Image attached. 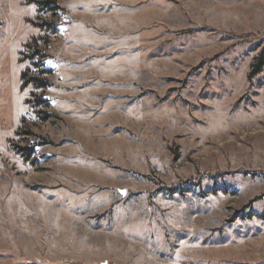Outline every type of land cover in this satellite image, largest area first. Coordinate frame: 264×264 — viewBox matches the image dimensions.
Instances as JSON below:
<instances>
[{
  "label": "rangeland",
  "instance_id": "rangeland-1",
  "mask_svg": "<svg viewBox=\"0 0 264 264\" xmlns=\"http://www.w3.org/2000/svg\"><path fill=\"white\" fill-rule=\"evenodd\" d=\"M54 1L0 0V264H264V0Z\"/></svg>",
  "mask_w": 264,
  "mask_h": 264
},
{
  "label": "trees",
  "instance_id": "trees-1",
  "mask_svg": "<svg viewBox=\"0 0 264 264\" xmlns=\"http://www.w3.org/2000/svg\"><path fill=\"white\" fill-rule=\"evenodd\" d=\"M42 5H46L51 11H57L59 6H57L54 0H41ZM43 85V84H42Z\"/></svg>",
  "mask_w": 264,
  "mask_h": 264
},
{
  "label": "water",
  "instance_id": "water-1",
  "mask_svg": "<svg viewBox=\"0 0 264 264\" xmlns=\"http://www.w3.org/2000/svg\"><path fill=\"white\" fill-rule=\"evenodd\" d=\"M122 193H124V192H122Z\"/></svg>",
  "mask_w": 264,
  "mask_h": 264
},
{
  "label": "built area",
  "instance_id": "built-area-1",
  "mask_svg": "<svg viewBox=\"0 0 264 264\" xmlns=\"http://www.w3.org/2000/svg\"><path fill=\"white\" fill-rule=\"evenodd\" d=\"M46 15V14H45Z\"/></svg>",
  "mask_w": 264,
  "mask_h": 264
}]
</instances>
